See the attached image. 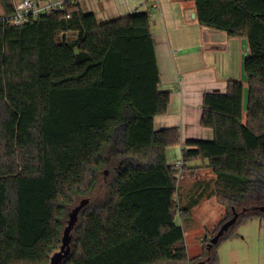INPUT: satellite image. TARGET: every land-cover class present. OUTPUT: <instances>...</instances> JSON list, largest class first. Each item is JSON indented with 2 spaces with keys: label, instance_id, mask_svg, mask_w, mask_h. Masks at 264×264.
Returning a JSON list of instances; mask_svg holds the SVG:
<instances>
[{
  "label": "trees",
  "instance_id": "obj_1",
  "mask_svg": "<svg viewBox=\"0 0 264 264\" xmlns=\"http://www.w3.org/2000/svg\"><path fill=\"white\" fill-rule=\"evenodd\" d=\"M1 1L13 14L12 0ZM62 1L24 26L0 23V264H48L62 244L66 205L93 193L108 165V200L82 210L62 264L196 261L178 223L191 207L178 204V171L167 161L180 132L154 128L170 92L159 89L149 13L99 23L76 0ZM194 1L201 25L245 36L250 47L247 104L238 80L206 93L201 123L214 139L183 150L184 161L207 159L216 175L227 213L211 237L233 208L247 209L222 241L243 219L264 218L253 209L264 206V0ZM210 240L202 259L215 264Z\"/></svg>",
  "mask_w": 264,
  "mask_h": 264
},
{
  "label": "crops",
  "instance_id": "obj_2",
  "mask_svg": "<svg viewBox=\"0 0 264 264\" xmlns=\"http://www.w3.org/2000/svg\"><path fill=\"white\" fill-rule=\"evenodd\" d=\"M19 1L12 0V3L16 6ZM35 1L46 4L60 0ZM76 1L84 13L94 14L99 23L139 12L149 13L161 77L159 89L170 92L168 112L155 117L154 128L157 131L179 129L180 144L167 148V161L174 169L177 161H184L187 141L214 139L213 130L201 123L206 93H225L228 82L238 80L244 85V102L247 104L248 83L243 70L244 61L250 54L247 37L229 36L225 31L201 25L194 0H160L159 3L153 0ZM5 15L0 0V17ZM184 166L186 168L179 177V183L182 176L189 177L187 187L184 182V199L180 196V186L175 197H181L185 203L189 200L194 210L199 206L208 207L216 198V175L208 160L184 161Z\"/></svg>",
  "mask_w": 264,
  "mask_h": 264
},
{
  "label": "rangeland",
  "instance_id": "obj_3",
  "mask_svg": "<svg viewBox=\"0 0 264 264\" xmlns=\"http://www.w3.org/2000/svg\"><path fill=\"white\" fill-rule=\"evenodd\" d=\"M246 92L248 100V87L246 88ZM104 171L105 172L102 173L96 184L94 192L87 196L91 199L89 205H98L108 200L110 185L114 178L112 166L108 165ZM188 178L189 177L186 178L185 176L180 178V196L183 199L185 195L184 182H186L187 187ZM181 197H175L178 204L182 207L190 206L192 209L190 219L182 221L189 257L192 260H196L189 264H197L201 261H206L208 263L210 256L209 258H206V260L202 259L206 243L202 241L212 238L211 236L215 233V229H217L218 225L221 223L220 221L223 217L225 218L227 210L218 203L216 198L211 200L208 207L199 206L198 209L194 210L192 207L193 204L189 203V200L185 203ZM83 198L86 197L75 196L73 202L66 205L67 218L65 225L69 219V213ZM179 220L181 221V218H179ZM80 222L81 214L72 232L73 242L76 239V230ZM231 232L233 233L231 236L223 239L213 250L212 248L210 249L212 250V254L215 252V264H264V218L253 217L243 219L232 229Z\"/></svg>",
  "mask_w": 264,
  "mask_h": 264
},
{
  "label": "water",
  "instance_id": "obj_4",
  "mask_svg": "<svg viewBox=\"0 0 264 264\" xmlns=\"http://www.w3.org/2000/svg\"><path fill=\"white\" fill-rule=\"evenodd\" d=\"M91 199L89 197L83 198L80 202L73 208V210L69 213V219L67 220V224L65 225L63 235H62V244L59 250L55 251L48 264H62L72 253V242L73 235L72 232L79 220V216L82 210L90 204ZM253 209L264 210V206L253 207ZM247 209H244L242 212H238L235 208H233V216L224 221L219 227L217 233L211 238L208 248L209 250L213 248V246L217 245L221 239L225 236V234L233 227L239 220L240 215L245 213ZM206 261L198 262L197 264H205Z\"/></svg>",
  "mask_w": 264,
  "mask_h": 264
},
{
  "label": "built area",
  "instance_id": "obj_5",
  "mask_svg": "<svg viewBox=\"0 0 264 264\" xmlns=\"http://www.w3.org/2000/svg\"><path fill=\"white\" fill-rule=\"evenodd\" d=\"M155 3H159L160 0H153ZM64 1L60 0L54 3L40 4L35 0H20L16 6L13 14L0 17L1 22H8L14 26H24L32 18H37L42 14L50 13L54 10L63 9ZM178 171L177 177L179 178L183 173L184 161L179 160L175 164Z\"/></svg>",
  "mask_w": 264,
  "mask_h": 264
},
{
  "label": "flooded vegetation",
  "instance_id": "obj_6",
  "mask_svg": "<svg viewBox=\"0 0 264 264\" xmlns=\"http://www.w3.org/2000/svg\"><path fill=\"white\" fill-rule=\"evenodd\" d=\"M256 208V207H255Z\"/></svg>",
  "mask_w": 264,
  "mask_h": 264
}]
</instances>
